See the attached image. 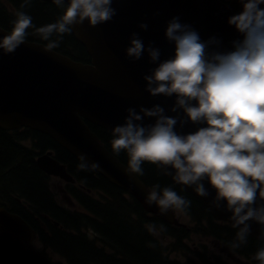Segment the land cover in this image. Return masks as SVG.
Here are the masks:
<instances>
[{
	"label": "clouds",
	"instance_id": "clouds-1",
	"mask_svg": "<svg viewBox=\"0 0 264 264\" xmlns=\"http://www.w3.org/2000/svg\"><path fill=\"white\" fill-rule=\"evenodd\" d=\"M115 0H53L61 10L54 23L36 28L48 43L44 51L58 47L56 34L71 33L87 21L91 27L107 23L117 15ZM241 11L228 17L227 24L238 34L228 45L221 37L203 39L180 16L171 17L164 28L172 54L161 58L154 42L147 46L133 32L125 55L132 62L146 53L154 65L143 75L144 91L151 97L173 98L166 110L160 103L151 107H128L122 124L111 129L112 152L127 155L125 174L141 177L143 164L156 165L175 183L194 188L203 198L214 191L211 204L229 212L237 229L232 249L247 243L254 222L264 239V0H237ZM30 0H24L21 8ZM159 13H155L158 15ZM9 33L0 37L2 54H11L26 42L32 17L17 11ZM147 31L148 24L138 25ZM171 112L175 115H168ZM151 123H144L145 120ZM186 125L193 130L181 131ZM180 129V130H178ZM80 170H98L84 154L78 157ZM207 183V187L205 186ZM145 202L161 215L170 210L185 212L191 201L170 186L155 184ZM157 234L155 225H148ZM164 230V226H160ZM264 264V246L253 255Z\"/></svg>",
	"mask_w": 264,
	"mask_h": 264
},
{
	"label": "water",
	"instance_id": "water-1",
	"mask_svg": "<svg viewBox=\"0 0 264 264\" xmlns=\"http://www.w3.org/2000/svg\"><path fill=\"white\" fill-rule=\"evenodd\" d=\"M112 7L117 9L112 21L96 27L85 21L73 27L72 34L87 50L89 63L74 61L53 50L46 52L38 43L25 42L11 54L0 50V128L24 126L54 141L55 158L49 151L37 154L35 164L39 170L71 180L58 162L64 160L62 150L74 157L84 154L89 163L100 165L96 171L110 183L129 192L163 221L176 224L172 213L161 215L155 205L145 202V186L137 177L125 174V167L99 144L88 123L111 132L124 122L128 107L138 110L140 106L160 103L167 110L172 105L173 98L151 97L144 91L142 77L154 65L146 53L135 62L126 57L131 33H139L145 46L154 42L161 49V58H166L173 46L165 40L164 28L171 17L178 15L203 39L217 35L228 45L235 32L227 19L238 7H225L217 0H115ZM140 23L148 24L147 31L139 29ZM5 34L0 28V37ZM190 130L193 126L186 125L181 131ZM199 198L216 217H223L212 209L208 198ZM257 229L252 225V234ZM32 235L25 220L0 207V264H52L33 247Z\"/></svg>",
	"mask_w": 264,
	"mask_h": 264
},
{
	"label": "trees",
	"instance_id": "trees-1",
	"mask_svg": "<svg viewBox=\"0 0 264 264\" xmlns=\"http://www.w3.org/2000/svg\"><path fill=\"white\" fill-rule=\"evenodd\" d=\"M23 2L24 0H7L4 1V4L0 2V27L11 30V21L15 19V13L24 11L32 17V22L35 25V28L27 30L29 35L26 40L46 45L48 42L44 41L35 29L54 23L61 15V10L50 1L30 0L26 7L21 8ZM51 39H59V45L54 50L76 61L83 63L90 61L88 53L83 45L75 39L72 32L63 34L62 37L53 34ZM91 127L105 142L106 147L112 150L110 145L111 133L93 125ZM35 138L38 143H36V147L42 148L41 151H44L46 146H55L54 141L47 136L35 133ZM35 156L36 151L32 152L21 145V140L16 136V133H8L0 129V202L20 211L22 206L14 199V196L19 198L24 196L40 210L44 212L53 211L56 218L59 216L60 222L65 227L55 231L52 243L55 248L64 252L63 254L67 259L65 264H178L162 263L154 255L158 242L144 228V224H151L156 227L163 225V232L176 235L178 243L182 242V237L188 236V232L184 228H172L159 219L148 216L133 197H127L124 191L108 182L104 177L91 170H80L78 168L80 162L65 151L62 157L65 164H69V169L84 183H87L86 187L101 190L104 198L99 202L86 190H79L76 195L81 204V209L73 211L72 214L60 210L51 201V195L48 193L44 179L34 162ZM117 156L127 164L126 153L121 152ZM142 167L144 168V175L141 178L147 185L170 186L180 196L191 201V205L187 209V214L194 222L191 230L216 233L220 238H222L224 231H231L227 225L215 222L198 199L160 174L155 165L145 163ZM87 203L92 205L88 208L99 216V220L91 218L93 226L112 244L108 249L116 248L120 251L118 256L114 254L115 257H105L106 254L102 248H96L93 243L84 239L83 234L79 233L78 230L85 226V218L82 212ZM221 242L226 245L224 240ZM261 246L263 245L249 235L247 243L237 248L236 251L240 254L252 252L249 259L253 262L255 261L253 255Z\"/></svg>",
	"mask_w": 264,
	"mask_h": 264
},
{
	"label": "flooded vegetation",
	"instance_id": "flooded-vegetation-1",
	"mask_svg": "<svg viewBox=\"0 0 264 264\" xmlns=\"http://www.w3.org/2000/svg\"><path fill=\"white\" fill-rule=\"evenodd\" d=\"M36 143L37 141L34 142L33 145L35 148H38L36 147ZM29 150L35 152V150L33 149ZM37 154L38 153L36 151V155ZM41 175L44 179L48 192L51 194V201L54 203L55 207L60 210L68 209V206L71 203V197L69 195V193L72 191L71 183L65 180L64 178L49 175L43 171H41ZM18 201L22 206V211H20V214L23 215L25 211L26 216L29 219V221L27 222L34 231V237L32 239L33 244L39 250L48 254L51 251V248L50 245L46 243V241L48 239H52L55 231L58 229V224L60 222L59 216H57L56 218L54 216L56 214L53 211L44 212L40 210L39 208H37V206H35L29 199L25 198L24 196H20ZM85 240L94 244V240L90 241L87 237L85 238ZM154 255H157V252H155ZM160 257L163 258V255L160 254ZM48 259L51 263H63L64 261L63 255L60 256L56 253H53V255L49 256Z\"/></svg>",
	"mask_w": 264,
	"mask_h": 264
},
{
	"label": "rangeland",
	"instance_id": "rangeland-1",
	"mask_svg": "<svg viewBox=\"0 0 264 264\" xmlns=\"http://www.w3.org/2000/svg\"><path fill=\"white\" fill-rule=\"evenodd\" d=\"M94 196L97 198V199H103V196L101 193L99 192H95ZM185 216L182 217V220L185 221ZM89 236L91 238H94L95 235L93 232H89ZM189 245H196V246H199L200 244H206L208 245L209 249H210V252H220L219 251V246H222L221 245V240L219 239L218 235L216 233H212V232H204L202 233L201 235H197L195 233H190V236H189ZM53 253H56L60 256H62L61 252H59L58 250H51L48 254L49 256H52ZM108 254H106L105 257H114V254H112L110 251L107 252ZM187 260V257L184 256L182 258V261H186ZM65 262V260H64ZM184 264V263H183ZM190 264H206V263H190ZM231 264H234V263H231Z\"/></svg>",
	"mask_w": 264,
	"mask_h": 264
}]
</instances>
